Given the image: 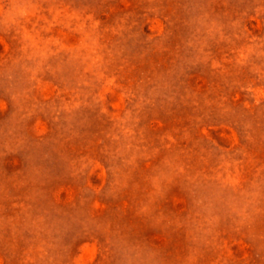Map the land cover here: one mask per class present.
Returning <instances> with one entry per match:
<instances>
[{"label": "rangeland", "instance_id": "1", "mask_svg": "<svg viewBox=\"0 0 264 264\" xmlns=\"http://www.w3.org/2000/svg\"><path fill=\"white\" fill-rule=\"evenodd\" d=\"M0 264H264V0H0Z\"/></svg>", "mask_w": 264, "mask_h": 264}]
</instances>
